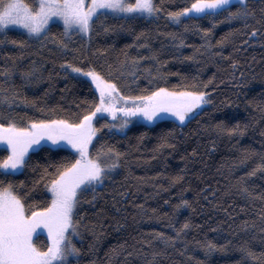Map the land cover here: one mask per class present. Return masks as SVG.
<instances>
[{
  "label": "snow or ice",
  "instance_id": "6c2138e0",
  "mask_svg": "<svg viewBox=\"0 0 264 264\" xmlns=\"http://www.w3.org/2000/svg\"><path fill=\"white\" fill-rule=\"evenodd\" d=\"M109 16L124 21L159 19L163 16L170 24L182 29L164 33L172 40L178 41L177 51L185 44V34L195 30L204 40V45L195 46L193 54L185 57L187 60L196 59L201 47L206 46V51L217 45L223 47L241 31V28L245 30L250 40L257 36H264L262 31L264 0H257L255 3L253 0H185V6L175 10L166 7V0H0V45H12L20 49L18 55L11 52L4 53L11 63H8L6 59L7 66H0V75L6 78L5 81H0V85L13 81L17 74L24 84L39 83L41 79H44L42 75H37L42 71V67L37 66L35 61L31 62L29 68L22 67L20 63L25 54L24 50L31 47V42H36L40 48H45L51 41L63 52L69 48V43L64 37L70 38L72 34L78 33L88 37L90 41L93 34H100L97 32L98 27L103 33L125 27L124 24L106 23ZM205 19L211 21L210 26L204 27L200 24V21ZM60 22H62L63 31L53 32L51 25ZM234 22L239 23L241 28H230L214 45L212 37L216 27ZM13 27L20 31L19 36L10 34ZM129 30H131L130 26ZM135 36L134 43L137 47H151L147 43H138L141 38L147 41L146 29L135 33ZM241 43H247V41H241ZM73 52L79 53L81 49L75 48ZM212 54L224 55L223 52ZM124 56L125 59L120 61L115 69L112 65H108L107 71L98 69L91 63L80 66L67 59L63 61L61 68L65 73L71 70L73 74H77L78 78H90L89 83L94 85V88L90 90L97 94L91 101L85 100L86 107L67 118L64 116L48 119L28 118L25 121L24 116L11 111L12 105L17 101L25 105L35 104V100L27 95H20L19 88L14 82L7 87L0 86V92L4 93L0 96V143L5 146L3 151L6 153L0 155V264H80L82 249L77 246L75 239L82 240V233L91 232L94 243L90 245L89 250L95 252L96 243L103 235L99 229L104 227L103 223L99 225L95 222L90 223L87 220L88 214L82 211V207L85 203L94 205L97 198L102 195L97 189L105 187V182L111 181L113 174L126 166L122 158L126 157L127 153L107 141L101 142L98 136L101 129L107 127L124 132L133 119L153 124L168 117L173 118L174 124L179 122L176 124V127H179L195 119L202 111L201 106L212 103L206 89L213 82L214 77L206 82L199 81L196 77L189 80L187 74L163 73L159 67L156 69V75L160 80H166L169 75H177L182 83L172 87H145L140 90V94H132L127 81L119 82L129 61L127 52ZM77 58L74 56V59ZM84 59L87 60V57ZM142 59H144L142 56L131 57V67L135 68L138 61ZM152 59H158V53L153 52ZM172 59H179V57L173 56ZM166 63L167 61H160L161 65ZM237 64L238 61L233 60V68ZM145 71L151 77V69H145ZM116 72L120 75H115ZM130 75L134 80H139L136 72H131ZM51 76L52 74L49 73L47 78L51 79ZM148 83L152 85L156 81L150 78ZM228 103L231 104L232 101L229 100ZM248 103L251 104L252 101L249 100ZM5 106L9 111L4 110ZM46 110L55 111L41 109V111ZM260 110L264 112V107ZM105 113L112 118L111 121L105 118ZM101 120H104V123L97 127V123ZM202 127L206 130L211 127L216 132L226 133L229 136H243L249 125L242 124L239 120L229 124L228 120L221 119L212 125H202ZM175 131V127L169 128L160 137L161 143L158 145V150L165 147L176 148V144L170 139L174 138ZM144 135L147 133H142L141 138ZM94 140L97 141L98 146L94 144ZM69 147L74 150L71 155L61 157L58 162L41 165L42 171L39 178L33 180L31 186L24 180L14 179L17 174L33 167L30 163L32 153H43L51 159L52 155ZM242 152L243 155L238 161L241 165L257 154V150L251 147L244 148ZM192 154L197 155L196 149L192 150ZM259 155L260 163L243 176L236 177L239 182V193L251 200L253 207L257 199L264 201V191L256 193L251 190L245 178L256 175L259 169H264V152ZM131 175L129 171V176ZM183 180L184 175L177 173L170 178L169 187ZM41 183L47 191L44 200L39 201L33 198V192ZM158 187L163 186L158 185ZM183 191L179 193L180 198L176 203L173 204L170 200L165 201V204L170 206L169 212H159L158 208H152L153 215H148V210L143 204L138 206L139 215L142 218L166 221L165 227L172 229L174 234L158 228H151L146 233H138L139 239L133 237L135 241L131 245L133 251L128 250L127 241L117 243L105 253L107 260L104 264H112L113 258L121 255L141 257L142 264H159L158 258L167 256L169 248L176 249L178 242H182L180 249L182 254H187L190 260L196 261V264H208L214 253L226 254L235 251L242 254L240 259L225 260L223 264H244L247 259L264 264V251L259 253L255 251L247 239L242 238V242L236 243H233L231 239L218 243L207 237L203 240L196 238L189 240L188 232L194 225L188 218H185L183 223L179 222L181 209L192 207V202L183 198ZM257 215L261 222L259 232L264 234V205L260 207ZM117 225L119 226V222ZM195 227L201 226L195 225ZM256 227L255 220L251 222L243 220L240 230L247 231ZM44 230L47 232L48 242L38 243L37 238ZM233 235L237 233L234 232ZM260 239L264 241V235ZM156 242L163 247H158ZM137 245L139 250H135ZM189 245L202 249L205 259L201 260L190 252ZM89 264H99V261L92 259Z\"/></svg>",
  "mask_w": 264,
  "mask_h": 264
},
{
  "label": "trees",
  "instance_id": "16d2710c",
  "mask_svg": "<svg viewBox=\"0 0 264 264\" xmlns=\"http://www.w3.org/2000/svg\"><path fill=\"white\" fill-rule=\"evenodd\" d=\"M183 6H185V0H166V7L173 10ZM106 23L124 24L125 27L109 33L101 32L98 27L97 32L100 34H93L90 41L88 37L78 33L72 34L70 38L64 37L69 43V48L63 52L51 41L45 48H40L38 43L31 42V47L24 50L25 54L20 63L22 67L29 68L31 62L35 61L37 66L42 67V71L37 75H42L44 79H41L39 83L24 84L17 74L13 81L0 85L7 87L14 82L19 88L20 95H27L35 100V104L28 105L17 101L12 105L11 111L24 116L25 121L28 118L48 119L59 116L67 118L81 111L86 107L85 100L91 101L97 94L90 90L94 86L89 83V79L78 78L77 74H73L71 70L65 73L61 68L63 61L67 59L80 66L91 63L98 69L107 71L108 65H112L115 69L119 62L125 59V52L128 53L129 61L119 82L127 81L132 94H140V90L145 87H172L182 83L177 75H169L166 80H160L156 75V69L159 67L163 73L187 74L189 80L196 77L197 80L206 82L214 77L213 82L206 89L212 103L201 107L202 111L195 119L179 127H176L179 122L174 124L173 118L168 117L153 124L133 122L124 132L107 127L101 129L98 133L101 142L107 141L127 153L126 157L122 158L126 166L118 169L113 174L112 180L105 182V187L97 189L102 195L97 198L94 205L85 203L82 207V211L87 212V220L90 223L95 222L97 225L103 223L104 227L99 229L103 235L96 243L95 252L89 250L90 245L94 243L91 232L82 233V240L75 239L77 246L82 249L80 264H89L92 259H97L99 264H104L108 249L122 241H127L128 250L133 251L131 247L135 243L133 237L139 239L138 233H146L151 228L174 234L172 229L165 227L166 221L142 218L139 215L138 206L143 204L148 210V215H153L152 208H158L159 212H169L170 206L165 204V201L170 200L173 204L176 203L182 190H184L183 198L192 202V207L181 209L179 216L180 223L188 218L194 225L188 232L189 240L193 238L203 240L207 237L218 243H224L225 239H231L233 243H236L242 242L243 238L247 239L250 246L258 253L264 251V241L260 239L264 234L259 232L261 222L257 215L264 201L257 199L253 207V202L239 193V182L236 179L260 163L259 153L264 152V112L260 110L264 107V43H262L264 36H257L250 40L239 23L220 24L214 30L212 37L214 45L230 28H241V31L223 47L217 45L207 51L206 46L201 47L196 59L187 60L185 57L193 54L195 46L204 45V40L195 30L185 34V44L177 51L178 41L172 40L164 33L182 29L170 24L163 16L159 19L136 21L117 20L109 16ZM200 24L208 27L211 21L201 20ZM51 28L53 32L63 31L58 23L52 24ZM145 29L147 41L141 38L138 43H147L151 47H137L134 43L135 33ZM10 34L19 36L20 31L12 28ZM241 41H247V43H241ZM126 45L132 46L126 48ZM75 48L81 49V52H73ZM19 51V48L12 45H0V66H7L5 61L8 58L5 57V52L18 55ZM153 52L158 53V59H152ZM214 52H223L224 55H213ZM74 56L78 58L74 59ZM135 56H142L144 59L138 61L137 66L133 68L131 57ZM173 56L179 59H172ZM85 57L87 60L84 59ZM233 60L238 61L235 68L232 66ZM160 61H167V63L161 65ZM8 63H11L10 59ZM145 69H151V77ZM131 72L137 73L138 81L133 79ZM49 73L52 74L51 79L47 78ZM115 75L120 73L116 72ZM150 78L156 83L149 85ZM5 79L0 75V81ZM3 95L4 93L0 92V96ZM229 100L232 101L231 104L228 103ZM249 100L252 101L251 104L248 103ZM42 108L55 111H41ZM4 110L9 111L7 106ZM230 117L234 119H229ZM105 118L108 121L112 120L108 116ZM221 119L228 120L229 124L239 120L242 124L247 123L249 127L243 136H229L226 133L216 132L214 128L209 127L206 130L202 127V125H212ZM102 123L104 120L99 121L97 127ZM173 127L176 131L174 138L170 139L176 144V148L165 147L158 150V145L161 143L160 137ZM142 133L147 135L141 138ZM94 144H97L96 140ZM248 147L255 148L257 154L241 165L238 161L243 155L242 150ZM3 148L0 146V155L6 154ZM193 149H196L197 155L192 154ZM73 151L66 148L52 155L51 159L43 153H32L30 163L35 167V171L33 167H29L23 173L17 174L14 179L24 180L31 186L32 181L39 178L42 171L41 165L58 162L61 157L71 155ZM129 171L132 173L131 176ZM157 173L163 175L157 176ZM177 173L184 175V180L169 187L170 178ZM137 177L144 179H136ZM245 180L254 192L264 191V169L257 170L256 175L246 177ZM46 191L41 183L34 190L33 198L39 201L44 200ZM48 196L50 198V194ZM243 220L250 222L255 220L257 227L242 231L240 226ZM195 225L201 227L197 228ZM234 232L237 235L234 236ZM43 233L39 235L37 242L46 244L47 236L45 231ZM145 238L150 237L145 236ZM156 243L158 247H163L159 242ZM181 243L178 242L176 249L169 248L167 256L158 258L159 264H196V261L190 260L187 254H182ZM135 250H139V245ZM189 251L201 260L205 259L203 250L195 245H189ZM241 255L238 251L226 254L217 252L212 255L208 264H223L225 260L235 261L240 259ZM122 262L142 264V258L136 255L130 257L121 255L112 260V264H122ZM244 264H259V261L247 259Z\"/></svg>",
  "mask_w": 264,
  "mask_h": 264
},
{
  "label": "rangeland",
  "instance_id": "374dc122",
  "mask_svg": "<svg viewBox=\"0 0 264 264\" xmlns=\"http://www.w3.org/2000/svg\"><path fill=\"white\" fill-rule=\"evenodd\" d=\"M58 24H60L61 26H62V22H60V23H58ZM13 29H17V28H15V27H13ZM18 30V29H17ZM81 35V34H80ZM87 79H89L90 80V78H87ZM94 86V85H93ZM204 106V105H203ZM203 106H201V107H203ZM104 116H108V114H104ZM108 117H110V116H108ZM111 118V117H110ZM112 119V118H111ZM139 120H136V119H133V122H138ZM132 122V123H133ZM140 122H146V123H148L147 121H140ZM130 125V124H129ZM0 146H3V147H5L2 143H0ZM70 148V147H69ZM73 150V149H72ZM45 231V235L47 236V232H46V230H44ZM44 234V233H43Z\"/></svg>",
  "mask_w": 264,
  "mask_h": 264
}]
</instances>
